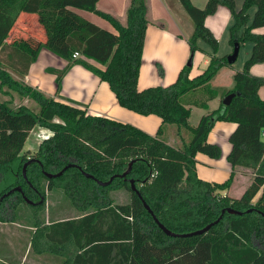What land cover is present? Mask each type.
I'll use <instances>...</instances> for the list:
<instances>
[{"label": "trees", "instance_id": "1", "mask_svg": "<svg viewBox=\"0 0 264 264\" xmlns=\"http://www.w3.org/2000/svg\"><path fill=\"white\" fill-rule=\"evenodd\" d=\"M179 1L193 22L187 38L190 56L199 49L197 40L201 39L211 48L210 53L203 50L208 64L201 73L189 77L191 66L186 62L173 82L139 89L148 23L146 0L128 1L124 23L99 9L98 0H0V90L9 95L16 92L39 108L35 111L25 104L13 107L10 100H0V197L15 186L21 187L0 200V221H15L24 197L45 200V189H61L80 212L75 218L46 223L36 215L44 200L30 204L34 212L30 245L35 253L58 254L61 264H264V99L258 94L264 77L249 72L253 63L264 62V33L253 31L264 26V0H244L239 10H235L233 0H207L204 7L190 0ZM219 4L227 5L235 19L229 28L230 43L250 41L251 52L243 68L234 71L233 87L220 94L219 106L191 126L190 107L184 97L206 108L207 101L218 95L211 79L222 66L231 65L226 56L216 55L217 39L204 23L205 16ZM250 6L254 12L247 24ZM76 9L97 14L115 32L93 23ZM21 13L35 16L43 40L28 34L7 41ZM42 47L67 61L62 69H46L55 74L57 93L67 70L74 64L82 65L107 82L120 106L159 116L156 133L91 114L72 100L56 99L27 84L23 77ZM75 52L79 55L73 56ZM158 72L163 73L160 65ZM231 92L234 96L224 105L222 98ZM188 93L192 94L185 96ZM218 120L236 124L228 137L231 147L227 160L232 170L226 180L211 182L197 176L195 155H220L219 146L207 140ZM167 124L175 126L179 134L176 144L164 136ZM35 125L47 127L51 135L43 137L36 152L27 157L21 150ZM181 130L189 136L183 138ZM30 158L34 160L26 166L24 177L22 166ZM131 160L126 176L115 177L105 186L82 173L105 181L122 173ZM67 164L76 166L53 178L43 174L56 173ZM236 166L251 169L250 183L239 197L220 193L230 187ZM130 179L159 222L177 233L202 228L226 207L243 212L225 211L201 234L168 236L131 190ZM118 188L129 191L128 202H114L110 191Z\"/></svg>", "mask_w": 264, "mask_h": 264}, {"label": "crops", "instance_id": "2", "mask_svg": "<svg viewBox=\"0 0 264 264\" xmlns=\"http://www.w3.org/2000/svg\"><path fill=\"white\" fill-rule=\"evenodd\" d=\"M128 1L129 0H98L97 7L103 11L114 14L124 23ZM146 1L148 6V23L145 30L142 59L137 81V87L139 89L151 85H167L176 79L179 71L188 60L187 58L190 52L186 40L193 30L192 24L190 25L192 20L179 0ZM190 1L198 7L203 6L205 3V0ZM76 11L100 27L115 32L113 26L97 14L83 9H76ZM213 22L216 24H213ZM228 22L229 16L227 11L225 8L219 7L218 17L210 16L206 18L205 25L214 33L216 32L215 35L217 34L216 36L219 38L218 33L223 30ZM253 31L264 33V26L256 27ZM28 34L34 35L42 40L44 38L39 25L36 23L35 16L21 13L7 41H10L14 37ZM89 61L98 68H104L102 64L93 60ZM208 61V56L203 54V52L197 53L196 51L192 55V68L191 71H189V77L201 73L207 66ZM66 63L67 61L64 58L42 47L36 59L29 65L23 80L27 84L38 87L46 95L55 97L56 99L72 100L84 107L91 114L107 116L122 122L131 123L150 134L156 133L161 123L159 116L155 114H139L133 110L120 106L107 82L100 79L96 74L82 65L74 64L67 70L61 80L60 89L57 93L55 74L48 72L46 69L47 67L62 69ZM260 63H256L252 66V74L260 73L261 67L257 65ZM158 65L163 69L162 75H159ZM221 91L217 90L218 95L207 101L206 108L194 104L192 98L184 97L185 105L190 107L188 121L191 126L194 125L190 122L193 112H196L198 122L203 114L219 106ZM197 93L198 92L195 94ZM190 94L192 93H188L185 96H189ZM258 94L260 98L264 99V86L259 87ZM235 125L234 122L221 120L214 123L207 135V140L222 148L221 157L219 159L213 158L205 153L197 152L195 155V171L199 178L211 182H222V179L229 177L232 168L227 160V154L231 147L228 137ZM176 133L177 130L175 126L170 124L166 125L164 136L170 144L179 142L180 137H178L179 134L177 135ZM180 134L183 138L189 136L184 130H181ZM251 178L252 174L250 168L236 166L234 168L232 183L224 193L232 197H239L250 183ZM239 184L241 185V193L240 195H234L233 192ZM30 264H37V261L31 260Z\"/></svg>", "mask_w": 264, "mask_h": 264}, {"label": "rangeland", "instance_id": "3", "mask_svg": "<svg viewBox=\"0 0 264 264\" xmlns=\"http://www.w3.org/2000/svg\"><path fill=\"white\" fill-rule=\"evenodd\" d=\"M207 0H205L206 3ZM234 1V8L235 10H239L243 7L244 0H233ZM205 3L203 6L204 7ZM194 4V3H193ZM219 7L225 8L229 16V22L223 30L218 33L219 38H217V34L210 29L214 37L217 39V48H216V55L218 56H227L232 52V44L230 43V31L229 28L234 22V16L229 10L228 6L225 4H219L216 10L213 13L207 14L204 18V23L206 18L210 16L219 15ZM254 12V6H250L247 8V14L249 16V20L247 24H249ZM188 17V16H187ZM193 27V22L190 23ZM213 24H216L213 22ZM219 32V31H218ZM187 41V40H186ZM189 47V52L191 54L190 46L187 42ZM197 45L199 49H196L194 53L198 52H211L210 46L202 41L201 39L197 40ZM251 42L246 41L239 45V50L237 54L236 60L231 63L230 66H222L217 73L215 74L214 78L211 80V85L216 90L221 91L223 89H231L234 85L233 82V72L236 70H241L244 66L245 61L250 55L251 52ZM193 53V54H194ZM189 54V56H190ZM203 54H205L203 52ZM206 55V54H205ZM207 56V55H206ZM189 58V57H188ZM187 58V59H188ZM260 63V62H256ZM256 63H253L249 67V72L252 74V66ZM261 67L260 73L254 74L264 77V63L257 64ZM190 67V71H191ZM195 68V67H194ZM254 69V68H253ZM231 72V73H230ZM161 75V74H159ZM264 86V85H262ZM224 91V90H223ZM222 93V91H221ZM0 100H10V104L15 107L19 104H25L32 108L35 111H38L39 108L32 100H29L25 97H21L16 92H12L11 95L4 94L0 90ZM54 121L58 122L60 119L55 118ZM191 124H196L197 122V115L196 112H193L190 118ZM51 135V131L42 125H35L30 131L29 134L24 142L23 149L21 150V154L25 156H30L36 152L37 145L39 141L43 137H47ZM183 137V136H182ZM186 138V137H185ZM228 141V140H227ZM219 146V145H218ZM220 148V155L217 157L218 159L221 157V150ZM227 178L222 179V181L226 180ZM45 181H43L44 184ZM241 185L239 184L233 194L240 195L241 193ZM220 193H224V191H220ZM110 195L113 198L115 203H125L129 201V191L125 188H118L115 190L110 191ZM258 195L254 198L256 200ZM29 203H20L17 207V217L16 220L13 222H1L0 221V264H30L32 261H37V264H61L62 257L58 254L54 253H43L37 254L33 251V248L30 245V240L32 233L34 232V228L32 227L33 221V210L29 208ZM36 215L43 219L46 223L56 220H63L67 218H75L80 215V212L73 206L70 199L63 193L61 189H45V200L43 207L36 212Z\"/></svg>", "mask_w": 264, "mask_h": 264}, {"label": "water", "instance_id": "4", "mask_svg": "<svg viewBox=\"0 0 264 264\" xmlns=\"http://www.w3.org/2000/svg\"><path fill=\"white\" fill-rule=\"evenodd\" d=\"M238 50H239V44L238 43H235L234 46H233V49H232V52L230 54H228L226 56V59L229 63H233L236 58H237V54H238ZM191 62H192V55L188 58L187 60V64L189 66H191ZM235 93L231 92L227 95H225L223 98H222V103L224 105H226L227 103H229L230 99L234 96ZM34 158H30L28 160H26L22 166V173H23V176L25 177V168L26 166L31 162L33 161ZM132 162L133 160H131L129 163H128V166L127 168L120 174H115V175H112L111 177H109L108 180H100V179H97L95 178L93 175L87 173V172H84L82 171V173H84V175L86 177H89V178H92L94 179V181L98 184V185H102V186H105V185H108L115 177H125L126 174L129 172L130 168H131V165H132ZM71 166H76L75 164H67L65 165L64 167H62L58 172L56 173H51V172H47V171H43V174L47 177V178H53V177H56V176H59L61 175L64 170L68 167H71ZM79 167V166H77ZM130 182V188L131 190L135 191L137 193V195L141 198V195L139 193V191L137 190L136 186H135V182L133 181V179H130L129 180ZM13 191H21V187L20 186H15L11 189H9L7 192H5L1 197H0V200L7 196L8 194H10L11 192ZM44 200L43 197H41L37 202L35 201H32L26 197H24V201L29 203V204H36V203H41L42 201ZM142 200V203L144 205V207L147 209V211L151 214L153 220L156 222V224L159 226L160 229H162V231L168 235V236H172V237H175V236H189V235H195V234H201V233H204L206 231H208V229L213 226L214 224H216L221 218H222V215L225 211H227L228 213L230 214H236V215H241L243 211H240V210H237V209H234L232 207H226L224 209H222L221 211V214L212 222L206 224L205 226H203L202 228H199V229H196V230H193V231H190V232H185V233H177V232H174L168 228H166L163 224H161L159 222V220L156 218V216L152 213L151 209L149 208V206L146 204V202L141 198ZM247 211H251V208L247 209Z\"/></svg>", "mask_w": 264, "mask_h": 264}, {"label": "built area", "instance_id": "5", "mask_svg": "<svg viewBox=\"0 0 264 264\" xmlns=\"http://www.w3.org/2000/svg\"><path fill=\"white\" fill-rule=\"evenodd\" d=\"M79 54L77 53V52H75L74 54H73V56H78Z\"/></svg>", "mask_w": 264, "mask_h": 264}]
</instances>
